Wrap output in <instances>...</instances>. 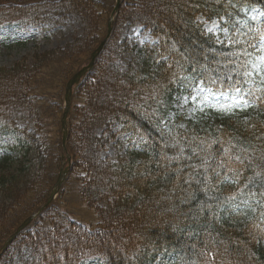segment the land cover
Here are the masks:
<instances>
[{"label": "trees", "instance_id": "trees-1", "mask_svg": "<svg viewBox=\"0 0 264 264\" xmlns=\"http://www.w3.org/2000/svg\"><path fill=\"white\" fill-rule=\"evenodd\" d=\"M10 1H13L12 6L7 4ZM29 1L36 2L34 5L36 12L59 13L73 10L82 19L86 28L83 35L81 34L82 36L80 35L78 39L74 38L72 42L66 44V47L59 48V52L68 60L62 56L56 57L70 61L71 64L67 66L68 73H70L81 65L78 63L82 55L99 41L102 25L107 16L105 0L104 2L102 0ZM123 1L121 12L130 15L133 20L140 21L159 37L154 51L160 52L159 56L162 57L153 62V64H158L157 74L151 75L146 71L148 64H151V60L154 59L149 56L143 62L142 69L145 70H142V76H132L128 70L127 72L122 70L119 62V64H114L117 62L111 56V49L114 46L108 42L104 54L102 53L99 60L97 59L95 67L82 78L75 88L70 115V120L75 122V126L72 127L69 124L67 139L74 156L68 179L80 184L79 194L87 205L94 207L99 214L100 227L98 231L89 233L81 230L79 225H69V222L63 225L52 214V208H49L33 222L31 227L21 233V235L29 236L23 239L28 252V261L24 264H56L54 251L51 248L48 250L49 245H47L46 252H41L40 255L38 252L40 240L49 239L52 234L49 229L39 230L44 219L50 220L49 225L67 229L80 245L92 244L95 251L101 248L119 249L120 244L114 240L117 233L128 246V249H125V244L121 242L122 247L119 251L125 249V253L131 255L143 252L148 255L149 260L154 253H163L165 248H171L170 245L173 244L176 235L184 233L187 225L195 227V219L200 216L197 206L203 199H195L191 193L193 189L202 185L203 175L205 183L214 184L212 178L208 179L207 175L201 174L205 172L204 168L198 166L201 163V157L217 152L221 154L224 149L220 144L221 141H225L224 144H230L226 124H204L203 128L208 129L211 135L207 133L202 136L200 147V140L197 137L190 139L183 136L178 129L173 128L170 132H166L159 125V115H164L170 107L174 92L189 91L190 85L186 77L191 70L199 68L204 70L210 68L211 64L216 67L218 64H242L245 61L244 57L233 56L221 49L210 52L211 39L205 36L203 29L196 21V16L198 14L218 15L229 8L240 7V1L247 0ZM11 8L14 11V0H0L1 17L5 18ZM121 23L122 21L116 23L111 39L114 40L117 37ZM9 26V23L0 19V27L9 28ZM44 56L51 59L49 55ZM34 61L35 63L21 66L20 63H16L10 69L0 66V153H2L0 156V196H2L0 239L11 232L19 221L40 202L39 200L43 199L42 190L46 189V185L41 181L36 182L39 178L29 173L31 161L26 159V154L23 155V148L20 150L22 158L18 160L19 146L15 143L9 145L2 141L3 136L14 135L11 125L2 123V112L13 107L24 108L26 113L31 112L32 98L28 96L30 91L26 83L38 75L44 65L39 64V61H44L42 56L39 59L35 58ZM7 101L12 103L7 104ZM121 124L129 131V136L139 129L145 133L154 150L148 154L150 158L160 160L165 157L173 159L179 156L167 166L168 170L174 173L173 177L178 174L182 181L176 183L174 193L171 185L173 178L164 180L157 177L155 172L150 171L149 175L152 176L154 182L160 184L162 190L166 191L163 197V193L159 195L161 205H156L150 200L149 195H144L140 201H146L147 205L143 202L137 203L138 200H136L127 210L125 207H118L117 209L121 212L117 214L118 219H121L131 208L134 218L123 226L120 223L113 232H110L112 223L105 214L107 208L97 205V201L102 199L109 201L111 197H114L124 203L127 196L135 194L133 180L139 176L140 166L135 164L134 155L121 164L103 165L99 163L97 161L98 146L103 144L105 139L103 135L97 137L95 129L102 127L104 131H107L114 125ZM196 147H198L199 156L190 152ZM181 149H183L182 153ZM247 153L254 155V170L260 171L264 168V161L263 167L261 166L259 152L249 151ZM187 157L197 162L195 174L181 170L185 167ZM211 161H208L209 164ZM256 165L261 167H256ZM26 192H30L33 196V200L27 204L31 206L16 211L19 197L25 196ZM154 201L156 202L155 199ZM190 218L193 220L190 221ZM209 233L217 235L211 230ZM20 245L23 246L21 241ZM66 248L75 254L80 252L77 245L68 244ZM179 248H184V246ZM57 249L61 251L60 247ZM216 250L206 243L199 247L197 258L201 262H207L205 258L213 255L216 256L215 264H228L225 258L229 256L219 255ZM20 257L24 260L22 255Z\"/></svg>", "mask_w": 264, "mask_h": 264}, {"label": "snow or ice", "instance_id": "snow-or-ice-1", "mask_svg": "<svg viewBox=\"0 0 264 264\" xmlns=\"http://www.w3.org/2000/svg\"><path fill=\"white\" fill-rule=\"evenodd\" d=\"M253 12H257V9H253ZM259 16H264V12H259ZM253 20H257L258 16H252ZM212 31V29H209ZM258 40L253 37L254 42L248 44V48L253 49L249 52L247 48L244 50L243 55L247 59L240 65L243 69L242 80H236L235 84L230 88L229 93L220 92L219 95H228L230 103L220 105V110L224 113H233L234 110H244L248 107L254 106L257 102L261 100V96H257L256 92L264 91V31H257ZM259 81V85H256V81ZM212 83H215L213 81ZM248 85L249 87H245ZM255 86V87H253ZM204 94L201 103L207 101L210 95H215L212 88H201L197 95ZM251 98V99H249ZM196 99V97H193ZM237 152H233V146H229L223 149L222 158L216 162V167L212 168L209 164V160H214V154H209L207 157H201V163L198 165L205 169V172L209 168H212V173L216 178L218 183L229 182L236 186L237 192L226 198V202L235 201L236 196L242 197L240 203L248 205V200L243 199V197H255L256 191L253 189H264V168L260 171L253 170V164L255 163L254 155L247 153L246 149L239 148L235 146ZM183 149H181V153ZM193 153L199 156V153L193 149ZM174 157L173 159H178ZM191 159V157H189ZM264 161V154L259 158ZM195 167V166H194ZM256 167H261L256 165ZM218 169L224 170V175L221 176V172ZM249 170H253L251 176H245V173ZM230 174V175H229ZM243 177V182H242ZM261 197H264V191L259 193ZM236 209H239L240 204L235 205ZM264 218V214H262ZM41 252L47 251V246L40 249ZM56 258L62 259L59 252L56 253Z\"/></svg>", "mask_w": 264, "mask_h": 264}, {"label": "rangeland", "instance_id": "rangeland-1", "mask_svg": "<svg viewBox=\"0 0 264 264\" xmlns=\"http://www.w3.org/2000/svg\"><path fill=\"white\" fill-rule=\"evenodd\" d=\"M74 27H76V26H74ZM215 27H216V22H213L212 24H208L209 29H214ZM71 33H72V31L65 33L64 38L63 37H61V38L53 37L49 40L50 41L49 43L43 44V47L47 48V47L63 45L66 40H69V37H70L69 35ZM122 35H123V37L126 38V40H127L126 45L129 48H137L138 46H140L143 42H145L148 39V37L144 33H142L141 27L137 26V25L127 26V27L123 28V34ZM41 42L42 41H40V43ZM28 46L27 47L17 46L14 49H12L10 47L0 46V63L11 64L12 62L19 59L23 55L24 51L28 48ZM53 78H54V73H51V75L48 77V80L49 81L53 80ZM52 91H53V89H48L49 93H51ZM186 103H187L186 100L183 98V104H186ZM113 144L114 143H109L106 148H103L102 156L109 159V160H112V158H114V156L116 154L117 146H114ZM75 212L78 214L77 209H75ZM76 213H75V215H76ZM80 214L84 217L83 219L89 220L90 218H92V212L91 211L83 210V211H80Z\"/></svg>", "mask_w": 264, "mask_h": 264}]
</instances>
